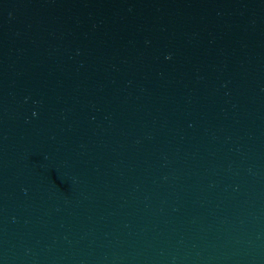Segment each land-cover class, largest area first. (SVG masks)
Masks as SVG:
<instances>
[{"label":"water","instance_id":"obj_1","mask_svg":"<svg viewBox=\"0 0 264 264\" xmlns=\"http://www.w3.org/2000/svg\"><path fill=\"white\" fill-rule=\"evenodd\" d=\"M0 264H264V0H0Z\"/></svg>","mask_w":264,"mask_h":264}]
</instances>
